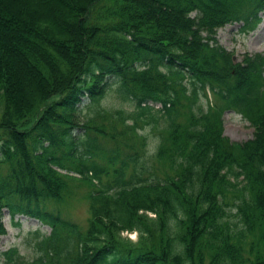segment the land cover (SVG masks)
<instances>
[{
	"label": "trees",
	"instance_id": "obj_1",
	"mask_svg": "<svg viewBox=\"0 0 264 264\" xmlns=\"http://www.w3.org/2000/svg\"><path fill=\"white\" fill-rule=\"evenodd\" d=\"M31 1L59 17L18 20L0 0V237L4 211L49 230L33 233L29 264H264V56L235 63L215 39L226 25L253 31L264 0ZM112 84L131 113L100 109ZM206 91L213 105L195 112ZM83 107L92 115L79 122ZM225 110L249 123L250 140L221 136ZM125 120L130 132L163 120L148 177L135 173L142 155L96 141ZM75 178L83 230L48 209ZM0 257L18 259L14 248Z\"/></svg>",
	"mask_w": 264,
	"mask_h": 264
},
{
	"label": "rangeland",
	"instance_id": "obj_2",
	"mask_svg": "<svg viewBox=\"0 0 264 264\" xmlns=\"http://www.w3.org/2000/svg\"><path fill=\"white\" fill-rule=\"evenodd\" d=\"M13 4L14 9L12 13L18 20L20 19L19 17L25 16V14H49L52 18H57L60 14L59 10L53 6L40 7L38 10H34L32 9L33 2L31 0H13ZM260 16V23L251 32L240 31L239 24L226 25L216 31L215 39L217 44L231 54V60H233V62L240 63L242 56L245 54L248 56L254 54L264 56V16ZM22 76L18 74V79L22 83L21 85L24 87L25 91H27L30 89L29 85L31 82L28 79L29 77L27 78L26 75ZM262 77L264 80V72ZM111 82L114 81L111 80ZM115 87L116 84H112L104 98L99 101L100 109L108 112L122 110L125 113H131V111H133V105L117 97L114 92ZM86 101L87 100L83 98V104H86ZM213 103V97L207 91L205 97L199 94L195 112H198V109L204 112L207 106L213 105ZM91 111H93V109L89 110L88 107H83L77 120L82 122L86 118H91ZM220 119L222 127L221 136L226 138L229 142L238 144L252 138L253 128L233 111H223ZM131 123V120H125L124 124L118 122L111 123L113 129H110V126H108L106 127V131L113 137L111 139H102L96 136V141L104 150H111L117 147L120 151V155L132 153L139 154V157L142 155L138 160L137 167H135V173L139 177H148V172L153 168V165H156L153 154L160 141V130L164 126L163 120L158 121L157 127H153L152 125L143 127L141 123H137L133 132L128 131V128H126L131 125ZM123 130L124 134L119 133ZM79 133L80 131L75 130L72 135L76 137ZM116 133H119V136L116 135ZM141 141L143 144L140 146ZM139 166L142 168L140 169ZM125 172V178H128L132 172L131 165L128 166ZM156 174L159 178L162 177V172L160 170H158ZM75 177L77 176L75 175ZM76 179L77 178L68 180V194L62 202L53 205L49 204L48 209L54 214L57 213L61 219L73 223L83 230L86 227V220L88 218L87 201L85 198L86 187L76 181ZM101 181H104V179ZM226 211L228 212L227 220L231 224H237V220L233 216V210L227 208ZM16 221L19 223L18 227L12 224L6 212L3 211L2 224L6 233L0 237V253L14 248L17 251L18 259L13 260L11 263H7L4 261L3 257H0V264H29L38 256V252L34 247L35 239L33 233L38 231V233L43 236L48 234V228L35 220L15 216L13 222ZM121 236L131 241L136 239V234L134 232H122Z\"/></svg>",
	"mask_w": 264,
	"mask_h": 264
}]
</instances>
